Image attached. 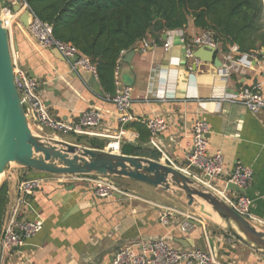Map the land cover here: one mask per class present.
<instances>
[{
    "label": "crops",
    "instance_id": "1",
    "mask_svg": "<svg viewBox=\"0 0 264 264\" xmlns=\"http://www.w3.org/2000/svg\"><path fill=\"white\" fill-rule=\"evenodd\" d=\"M183 32L184 38L189 39L201 33L192 19ZM182 38L180 30L166 31L159 42L148 36L143 39L148 42L147 47L143 49L140 40L123 53L118 82L131 88L128 112L132 119L121 125L118 112L97 77L72 67L54 48L38 46L19 19L13 24L11 34L17 64L26 73L31 71L35 75L51 113L56 118L77 122L82 110H99L101 121L96 131L100 135L96 137L106 145L117 139L119 147L123 140L138 142L140 132L134 123L161 117L165 129L157 134L156 142L177 167L186 168L192 122L195 119L206 122L207 151H219L223 158L224 174L214 181L215 186L224 189L227 175L237 163L249 167L250 185L243 190L229 189L250 197L251 213L264 221V109L253 113L233 100L242 86L259 85L264 95V77L260 74L264 56L243 54L236 58L239 53L233 46L227 53L216 48L215 56L222 62L218 67L213 62L186 56ZM165 43L169 44L167 50ZM131 50L132 57L128 62L123 61ZM261 53L264 55V49ZM245 59L250 60L249 66L243 64ZM236 60L240 63L233 62ZM230 65L234 68H229ZM41 133L77 143L75 135L69 132L52 134L45 129ZM145 144L154 148L149 139ZM163 158L160 153L159 161L166 162ZM189 170L206 180L197 169ZM36 176L46 179L29 197L22 214L28 219H41L43 227L23 247L6 256L2 264H111L118 247L156 237H164L174 247L215 248L217 258L230 264H264L263 255L234 241L212 213L204 215L197 206L188 205L175 187L163 189L119 176L117 180L125 183L117 186L120 192L110 198H99L89 180H61V175L53 173ZM130 180L138 185L130 186ZM16 183L8 185L9 200L15 194ZM75 206L77 209H73ZM166 208L170 210L171 222L163 226L159 216ZM179 224L186 229L182 230ZM259 227L264 230V226ZM179 240L183 243H178Z\"/></svg>",
    "mask_w": 264,
    "mask_h": 264
},
{
    "label": "built area",
    "instance_id": "2",
    "mask_svg": "<svg viewBox=\"0 0 264 264\" xmlns=\"http://www.w3.org/2000/svg\"><path fill=\"white\" fill-rule=\"evenodd\" d=\"M2 1L1 17L3 25L12 34V26L18 20V13L13 12L11 3H21L22 9L29 8L24 0H10V5ZM30 9V8H29ZM32 12V11H31ZM29 34L35 39L38 46L43 48L57 49L60 54L68 59L74 68L84 69L96 77V68L89 58L83 55L73 45L63 42L52 35L51 26L39 20L32 12V18L27 27ZM184 29H181L183 35L182 41L186 44L185 54L188 57H194L193 51L198 46H209L217 48L207 32H201L194 35L188 42L184 38ZM148 46V42L143 40V49ZM168 43L164 44L167 50ZM236 50V46H233ZM248 54H244L246 57ZM252 55V54H250ZM76 57V58H75ZM230 59V57H228ZM240 63L239 60L233 61ZM244 65L251 64L249 59H245ZM234 68L230 65L229 68ZM261 76L264 77V67L261 70ZM13 77L16 89L19 92L21 100L26 104L25 115L30 117V125L36 131L49 130L53 134L64 132L73 135L99 136L96 131L101 121V113L94 108L82 110L79 114L77 122H69L67 120L57 119L51 113L49 106L39 91V81L30 77L24 69H22L13 58ZM116 90L112 95H107L108 99L113 103L117 112L118 120L121 125L132 119L128 112L131 106V88L119 84V62L115 67ZM260 86L252 87L242 86L233 95V100L243 104L248 110L257 113L264 109V95L259 91ZM149 129L150 144L156 148L162 155L166 163L176 166L173 161L162 151L156 142V136L165 129V121L161 117H154L144 121ZM122 131V130H121ZM207 125L201 119H195L192 122L190 134V150L186 155L187 167L180 168L184 173L191 175L200 180L207 187L217 193L230 207L238 214L248 219L257 226H264V221L255 217L251 213L252 199L243 193H237L228 188L227 184L233 185L237 190H243L248 187L252 181V171L249 167L237 163L234 169L227 175V186L223 190L218 189L214 181L224 174L223 158L219 151L209 153L207 151L208 139L206 137ZM104 148L112 151H118V139L109 142ZM162 159V160H163ZM190 168L197 169L202 175H208V179H200ZM61 180H89L92 184L94 194L99 198H110L120 189L115 183H109L102 177L94 174L78 175V174H59ZM46 177H26L21 178L16 183L15 194L13 198L8 199L4 220L0 232V263L12 251L20 249L26 244L27 239L38 233L43 227V221L39 218L28 219L23 216L22 210L29 204V197L41 186ZM169 209H163L159 216V222L163 226H168L171 222ZM182 230L186 227L179 224ZM111 264H230L217 258L210 247L202 249L200 247H174L170 245L164 237H156L150 239H141L134 243H128L118 247L112 255Z\"/></svg>",
    "mask_w": 264,
    "mask_h": 264
},
{
    "label": "trees",
    "instance_id": "3",
    "mask_svg": "<svg viewBox=\"0 0 264 264\" xmlns=\"http://www.w3.org/2000/svg\"><path fill=\"white\" fill-rule=\"evenodd\" d=\"M34 15L51 26L52 35L73 45L96 68V77L106 95L116 90L115 67L123 53L151 37L159 42L166 31L184 29L189 19L195 28L209 33L221 52L236 46L243 54L264 55V0H24ZM10 5V2L5 1ZM188 42L190 39L185 37ZM138 142L121 141L123 154L158 160L159 151L145 143L150 132L144 123H134ZM78 144L103 149L96 136L75 135ZM33 171V169H28ZM41 173V172H40ZM33 173L26 177H36ZM8 202V183L0 184V232Z\"/></svg>",
    "mask_w": 264,
    "mask_h": 264
},
{
    "label": "water",
    "instance_id": "4",
    "mask_svg": "<svg viewBox=\"0 0 264 264\" xmlns=\"http://www.w3.org/2000/svg\"><path fill=\"white\" fill-rule=\"evenodd\" d=\"M11 9L18 13L19 21L27 28L32 18L31 10L22 9L21 3L17 2L11 3ZM54 50L60 54L57 49ZM215 52L214 47L202 45L195 49L193 56L221 67L222 62ZM133 53V50L127 52L123 61L128 62ZM13 58L11 36L3 25L0 4V175L8 172L11 164L16 163L53 174H94L109 183H114L110 176H124L163 189L175 187L188 205L197 206L204 215L210 216L212 213L214 219L217 217L225 233L234 241L264 256V230L238 214L212 189L179 167L159 159L88 147L38 133L31 127L30 117L25 115L26 104L14 84ZM27 74L37 79L31 71ZM204 176L208 179V175ZM229 187L235 188L230 184ZM77 206L73 209H77ZM73 209L67 211L63 218ZM178 243L182 244L183 241L179 240ZM201 248L206 249L205 245ZM211 249L217 256L215 248Z\"/></svg>",
    "mask_w": 264,
    "mask_h": 264
},
{
    "label": "rangeland",
    "instance_id": "5",
    "mask_svg": "<svg viewBox=\"0 0 264 264\" xmlns=\"http://www.w3.org/2000/svg\"><path fill=\"white\" fill-rule=\"evenodd\" d=\"M0 4L2 5V1L0 0ZM45 130V129H44ZM38 133H41L40 131H38ZM42 134V133H41ZM53 134V133H52ZM33 173H40L36 170H33V171H28L27 168L25 167H22L16 163H12L8 172L6 173H3L0 175V184L3 182V181H6L9 184H15L17 181H19L23 176H30L32 175ZM41 173H46V172H41ZM5 174V175H4ZM48 174V173H46ZM109 179H111L116 186L118 185H122V184H125V183H122L120 182L119 180H117V177L115 176H110ZM2 180V181H1ZM131 181V180H130ZM128 181L129 182V185L132 186V187H135L136 185H138V182H135V181ZM88 183V182H87ZM85 184V183H84ZM90 183L87 184V187H91L89 185ZM7 206V205H6ZM233 239V238H232ZM234 240V239H233ZM3 262H1L0 264H2Z\"/></svg>",
    "mask_w": 264,
    "mask_h": 264
},
{
    "label": "bare ground",
    "instance_id": "6",
    "mask_svg": "<svg viewBox=\"0 0 264 264\" xmlns=\"http://www.w3.org/2000/svg\"><path fill=\"white\" fill-rule=\"evenodd\" d=\"M5 175V174H4ZM2 181V180H1ZM216 219H218L217 217H216Z\"/></svg>",
    "mask_w": 264,
    "mask_h": 264
}]
</instances>
